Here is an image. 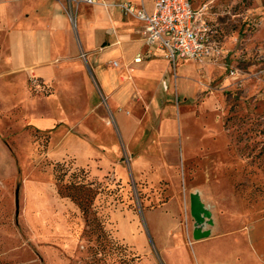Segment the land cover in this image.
Returning a JSON list of instances; mask_svg holds the SVG:
<instances>
[{
	"label": "rangeland",
	"instance_id": "374dc122",
	"mask_svg": "<svg viewBox=\"0 0 264 264\" xmlns=\"http://www.w3.org/2000/svg\"><path fill=\"white\" fill-rule=\"evenodd\" d=\"M191 1L205 8L204 18L231 56L211 66L179 62L177 75L186 83L162 97L166 127L160 141L167 155L178 152L171 177L164 179L161 173L133 176L135 154L127 152L119 130L118 152L106 162L99 153L84 160L78 144L73 146L70 140L84 133L78 119L52 130L33 126V110L39 106L48 114L44 99L54 88L35 76L22 83L4 64L0 41V264H175L146 221L172 195L182 203L188 249L187 259L181 262V255L178 261L199 264L192 249L191 193H199L211 211L212 224L204 227L211 230L209 264H264V0ZM64 3L71 14V3ZM101 105L108 104L102 99ZM139 105L138 116L148 105L135 95L125 112ZM73 180L93 188L90 224L77 202L60 194V186ZM120 213L141 219L146 242L132 244L118 235ZM96 216L106 231L97 228ZM159 222L162 229V218Z\"/></svg>",
	"mask_w": 264,
	"mask_h": 264
},
{
	"label": "crops",
	"instance_id": "0c3cea01",
	"mask_svg": "<svg viewBox=\"0 0 264 264\" xmlns=\"http://www.w3.org/2000/svg\"><path fill=\"white\" fill-rule=\"evenodd\" d=\"M118 1L74 3L69 14L64 0H0L2 60L22 83L35 76L54 88L44 99L48 103V114L41 113L39 106L33 110L30 117L33 126L52 130L78 119V128L84 135L73 137L70 140L73 146L78 144L84 160L87 154L99 153L106 162H111L118 152L116 132L119 130L127 152L135 154L131 161L133 176L148 179L161 173L159 178L164 179L166 174L171 177L178 152L167 155L164 149L167 145L160 141L166 127L162 123V97L171 95L176 84L181 90L186 83L177 75L179 62H197L179 59L174 64L160 49L147 54L141 31L145 23L117 6L103 3ZM129 1H133L136 8L141 7L140 0ZM144 1L146 10L152 12L155 0ZM220 42L224 53L217 62H227L230 50ZM139 54L143 59L136 62ZM115 60L120 64L117 67L112 65ZM22 94L29 96L25 84ZM135 95L148 105L139 116L135 111L141 109L140 105L133 113L125 112ZM102 99L108 104L105 108L101 105ZM147 131L154 132L158 137L156 142L146 135ZM135 147L140 149L136 152ZM117 171L121 178L127 176L124 166L118 165ZM181 205V200L172 195L162 202L161 208L146 214L149 230H153L166 258L177 260L175 264L184 262L185 255L188 257L183 241ZM117 223L118 235L123 240L132 244L146 242L138 216L120 213ZM192 243L198 263L209 264L212 241L203 238L194 239Z\"/></svg>",
	"mask_w": 264,
	"mask_h": 264
},
{
	"label": "built area",
	"instance_id": "2783aa9c",
	"mask_svg": "<svg viewBox=\"0 0 264 264\" xmlns=\"http://www.w3.org/2000/svg\"><path fill=\"white\" fill-rule=\"evenodd\" d=\"M68 1L71 3V11L74 3H98V0ZM140 1V8H136L135 3L129 0L103 3L117 6L125 14L135 16L145 23L141 31L147 54L160 49L174 64L179 59L207 64L223 57L224 48L217 39L215 26L204 18V7L196 9L191 0H155L153 11L148 12L145 1ZM142 59L143 55L139 54L135 61L141 62ZM113 64L120 65L117 60Z\"/></svg>",
	"mask_w": 264,
	"mask_h": 264
},
{
	"label": "trees",
	"instance_id": "16d2710c",
	"mask_svg": "<svg viewBox=\"0 0 264 264\" xmlns=\"http://www.w3.org/2000/svg\"><path fill=\"white\" fill-rule=\"evenodd\" d=\"M193 3V2H192ZM65 172L62 174L61 181L64 180ZM93 188L90 186V183L83 180H73L68 183L62 184L60 186V194L64 196H70L77 204L79 205L82 213L86 216L88 223H91L90 218V202L92 200ZM96 194V193H95ZM95 194L93 196H95ZM97 219V228L100 227L101 230L106 231L105 221L102 217H94L93 220Z\"/></svg>",
	"mask_w": 264,
	"mask_h": 264
},
{
	"label": "water",
	"instance_id": "95a60500",
	"mask_svg": "<svg viewBox=\"0 0 264 264\" xmlns=\"http://www.w3.org/2000/svg\"><path fill=\"white\" fill-rule=\"evenodd\" d=\"M18 194V193H17ZM191 214L195 217L196 224L193 230V238L196 240L207 238L211 234V230L209 228H204L206 223L212 224L211 221V211L206 208L204 202L201 200L199 193H191ZM17 207H19L18 203V195H17ZM206 218L208 220H206Z\"/></svg>",
	"mask_w": 264,
	"mask_h": 264
}]
</instances>
